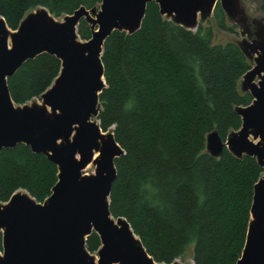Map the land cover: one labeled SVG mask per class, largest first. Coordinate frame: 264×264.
Returning a JSON list of instances; mask_svg holds the SVG:
<instances>
[{"label":"trees","instance_id":"16d2710c","mask_svg":"<svg viewBox=\"0 0 264 264\" xmlns=\"http://www.w3.org/2000/svg\"><path fill=\"white\" fill-rule=\"evenodd\" d=\"M260 3L264 11V0ZM102 0H0V18L16 31L38 8L54 18L92 10ZM219 29L226 14L217 3ZM196 31L161 15L147 4L133 34L114 31L103 46L106 87L97 117L124 154L115 160L116 179L109 210L125 219L157 264H172L189 250L194 264H237L251 221L254 187L264 175L255 158L220 157L206 151V138L217 131L223 141L242 126L238 107L253 98L240 90L252 68L248 51L237 43L213 45L212 27ZM83 41L92 36L84 19L77 27ZM251 55V54H250ZM61 61L41 54L24 63L8 80L13 102L24 105L54 83ZM58 168L45 155L19 144L0 152V203L23 190L37 203L52 195ZM0 233V252L3 249ZM101 247L98 234L86 240L90 253Z\"/></svg>","mask_w":264,"mask_h":264},{"label":"water","instance_id":"95a60500","mask_svg":"<svg viewBox=\"0 0 264 264\" xmlns=\"http://www.w3.org/2000/svg\"><path fill=\"white\" fill-rule=\"evenodd\" d=\"M153 1L161 15L193 29L199 15L212 14L217 3L231 17L237 0H102L98 10L81 7L61 23L42 8L27 15L13 32L0 18V152L24 144L45 155L59 171L44 203L15 193L0 205V264H157L129 223L110 213L115 160L124 152L112 132H102L92 121L99 115V96L106 87L102 62L106 39L114 31H138L147 4ZM83 19L92 31L86 42L77 35ZM250 48L257 58L242 86L253 101L236 109L241 128L225 141L217 131L211 132L206 151L218 158L227 148L239 159L255 158L264 169V41ZM44 53L61 61L60 74L41 95L43 106L17 107L8 80L24 63ZM90 163L95 174H84ZM93 232L101 240L98 262L86 248ZM237 264H264V175L254 187L246 244Z\"/></svg>","mask_w":264,"mask_h":264},{"label":"rangeland","instance_id":"374dc122","mask_svg":"<svg viewBox=\"0 0 264 264\" xmlns=\"http://www.w3.org/2000/svg\"><path fill=\"white\" fill-rule=\"evenodd\" d=\"M102 4V2H101ZM101 5L97 6L98 10ZM42 8L35 9L30 13H34L39 11ZM212 14L201 16L199 15L197 24H202L204 27H212L214 37H213V45H221L225 46L228 43H237L242 49L248 48L249 58L251 60L252 65H255L254 59L257 58V55L252 54V49L250 46L254 45L256 42L264 41V11L261 10V5L259 2L254 0H237L235 11L233 15L230 17L226 14V29L221 30L217 27L216 21ZM29 13V14H30ZM28 14V15H29ZM68 16V15H67ZM66 16H62L60 18H55L57 22H64ZM197 27L191 29L192 31H196ZM13 32V31H10ZM78 35V34H77ZM78 40L83 41L79 38ZM251 54V55H250ZM243 81V79H242ZM242 81L240 82V90L243 91ZM255 83H258V79H255ZM50 89V88H49ZM17 107L22 106H43V102L40 97L34 98L31 101L27 102L24 105H16ZM92 121L96 122L99 125L98 119L94 118ZM103 132V131H102ZM111 131L104 132L110 133ZM98 156V154H97ZM96 167L93 165L90 171H84V174H95ZM17 193L28 194L23 190H18ZM0 205H4V203H0ZM98 252V251H97ZM97 252L90 253L95 260L98 262V254ZM1 255V252H0ZM172 264H194L192 258V252L189 250L182 258H179L174 261Z\"/></svg>","mask_w":264,"mask_h":264},{"label":"bare ground","instance_id":"6f19581e","mask_svg":"<svg viewBox=\"0 0 264 264\" xmlns=\"http://www.w3.org/2000/svg\"><path fill=\"white\" fill-rule=\"evenodd\" d=\"M95 156H96V154H95ZM92 167H93V164L90 163V164L85 168V171H90V170L92 169ZM87 175H88V174H87Z\"/></svg>","mask_w":264,"mask_h":264}]
</instances>
